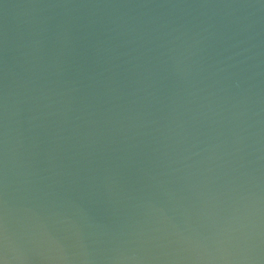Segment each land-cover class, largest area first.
Returning <instances> with one entry per match:
<instances>
[{"label": "water", "instance_id": "obj_1", "mask_svg": "<svg viewBox=\"0 0 264 264\" xmlns=\"http://www.w3.org/2000/svg\"><path fill=\"white\" fill-rule=\"evenodd\" d=\"M0 264H264V0H0Z\"/></svg>", "mask_w": 264, "mask_h": 264}]
</instances>
